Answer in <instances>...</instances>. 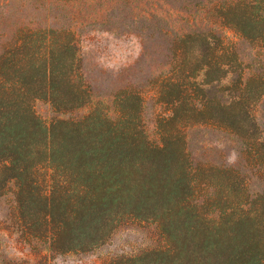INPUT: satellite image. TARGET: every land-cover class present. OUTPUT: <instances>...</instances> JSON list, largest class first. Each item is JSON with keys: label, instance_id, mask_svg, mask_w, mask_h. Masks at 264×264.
I'll return each mask as SVG.
<instances>
[{"label": "trees", "instance_id": "trees-1", "mask_svg": "<svg viewBox=\"0 0 264 264\" xmlns=\"http://www.w3.org/2000/svg\"><path fill=\"white\" fill-rule=\"evenodd\" d=\"M193 5L199 14L170 43L174 63L157 92L168 106L152 135L139 92L93 102L70 31L19 30L2 48L0 195H13L12 227L42 260L91 251L139 222L162 244L103 264H264V67L243 65L219 32L264 48V0ZM143 13L145 28L163 21ZM42 100L57 114L48 123L34 110ZM197 128L233 142L237 165L193 160Z\"/></svg>", "mask_w": 264, "mask_h": 264}, {"label": "rangeland", "instance_id": "rangeland-1", "mask_svg": "<svg viewBox=\"0 0 264 264\" xmlns=\"http://www.w3.org/2000/svg\"><path fill=\"white\" fill-rule=\"evenodd\" d=\"M203 1L70 0L63 6L56 0L52 3L44 0H0V52L4 46L9 47L24 29L70 31L79 48L81 76L90 89L93 102L100 101L108 107L112 96L120 90L139 92L142 97V120L152 135L156 131V118L164 115L168 106L159 104L157 92L161 78L170 74L174 63L170 43L175 34L187 29L186 20L199 14L193 4ZM154 9L161 15L155 19L162 18L163 21L156 23L154 29L145 28L144 17L147 15L143 12ZM165 19L168 21L166 25L162 24ZM219 32L225 42L234 46L243 65L251 64L255 58L257 67H264V48H252L228 29ZM34 110L46 123L57 116L43 100L34 103ZM86 110H78L72 116H79ZM262 118L264 132V109ZM189 137L193 160L237 165L236 145L226 140L221 133L197 128L189 131ZM13 207L11 192L0 195V256L6 261L23 260L26 264H103L162 244L153 224L127 222L118 226L105 243L91 251L51 254L42 260L20 241L13 229Z\"/></svg>", "mask_w": 264, "mask_h": 264}]
</instances>
